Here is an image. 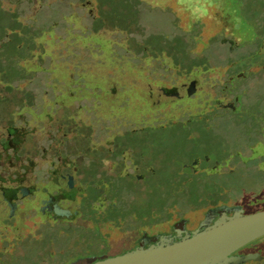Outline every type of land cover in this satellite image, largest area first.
<instances>
[{"label": "rangeland", "instance_id": "374dc122", "mask_svg": "<svg viewBox=\"0 0 264 264\" xmlns=\"http://www.w3.org/2000/svg\"><path fill=\"white\" fill-rule=\"evenodd\" d=\"M0 5L18 16L6 47H27L13 58L21 75L0 81V93L12 97L8 110L19 107L11 122L25 134L18 150L4 152L8 123L0 121V188L22 182L41 189L66 130L106 151L136 129L124 136L133 146L132 154L125 147V156L144 175L138 183L112 180L118 207L91 213L94 221L85 229L45 211L5 220L0 264H85L90 256L92 263L133 249L135 229L156 233L184 222L190 231L216 205L237 204L242 214L264 210V0ZM166 47L181 63L166 56ZM188 88L189 99H175ZM7 213L1 203L0 223Z\"/></svg>", "mask_w": 264, "mask_h": 264}, {"label": "flooded vegetation", "instance_id": "af4514ba", "mask_svg": "<svg viewBox=\"0 0 264 264\" xmlns=\"http://www.w3.org/2000/svg\"><path fill=\"white\" fill-rule=\"evenodd\" d=\"M137 47H143V44L137 43ZM189 86H191V83ZM164 91L165 89H162V92L168 96L170 91ZM186 97L189 99L190 95L175 99L182 100ZM230 107L232 110L235 109L233 104H231ZM11 124L8 123L6 134L3 137L4 143L1 144L4 152L5 150H18V145L22 141H25V134ZM62 128L65 129L69 127L64 124ZM128 132H130V134H128ZM135 132L136 129L120 134L116 138L117 141L113 142L112 146H109L105 151L101 149L99 144H84L83 140L85 141V137L78 131L69 135L66 130L59 136L60 139H58V144L61 145L62 149L59 148L56 150L55 152H57V155L53 154L51 158L48 159L49 161H47L50 166L49 170L45 173L47 178L44 179L41 189L34 190L33 187H24L22 182H19L20 186L18 187L3 185L0 188V204H4L8 210L7 217L3 218L0 224L4 226L5 220L11 221L12 218L17 219V217L22 220V218L27 215L26 213L29 212H33L36 216L38 211H45L49 216L62 219L60 221H65V224L71 222L72 224L78 225L77 227H79V229H85L87 225H91L94 221L92 220L93 217L91 218V213H93L94 216H100L104 215L107 209L118 207V203L114 199L115 191L114 189L111 190L115 184H112L111 181L126 179L130 182L138 183L144 178V175H142L143 173H139L138 166H136L138 162L132 157L130 161V159L127 158L128 156H125V153H127L125 147L130 148L132 154L133 146L125 143L123 140L124 136L136 135ZM80 137H82L83 140ZM29 138H31L30 135L28 136V139ZM66 140H72L75 145L72 144V146H69V142ZM233 168L234 167L228 168L225 166L224 169H228V172H233ZM101 184L103 185L102 187ZM31 198L33 199L28 201L29 206L25 205L24 202ZM237 206L239 205L234 203L228 205L229 208H236ZM216 208L223 209L226 207L216 205L214 210H207L208 213L205 215L204 219L212 215H221L223 214L222 212L231 215V211H221L220 209L216 210ZM91 209L93 211H91ZM95 211L98 213H95ZM45 218L47 219L49 217ZM103 221L104 225H110L113 220L106 218V220ZM173 226L177 229H181L186 227V224L184 222H176L170 225V227ZM192 230L194 229H190V231ZM113 231L116 232L115 230ZM133 233L135 235L132 236L129 244L131 245L135 242L134 248L147 241L142 237L144 234L143 230L135 229ZM243 255L255 256V258L242 262L243 264L247 262L264 264V240L258 239L248 242L231 254V256ZM90 259L91 256L84 257L82 260L85 261V264H88L91 262L89 261Z\"/></svg>", "mask_w": 264, "mask_h": 264}, {"label": "water", "instance_id": "95a60500", "mask_svg": "<svg viewBox=\"0 0 264 264\" xmlns=\"http://www.w3.org/2000/svg\"><path fill=\"white\" fill-rule=\"evenodd\" d=\"M191 92L188 88L185 96ZM174 95L180 97L177 93ZM223 210L233 214L208 216L192 231L173 226L161 232L144 233L145 243L121 255L89 264H239L255 258L231 254L264 235V210L249 214H242L236 208Z\"/></svg>", "mask_w": 264, "mask_h": 264}, {"label": "trees", "instance_id": "16d2710c", "mask_svg": "<svg viewBox=\"0 0 264 264\" xmlns=\"http://www.w3.org/2000/svg\"><path fill=\"white\" fill-rule=\"evenodd\" d=\"M264 15V13H263ZM113 17L111 18H115V15H111ZM18 18L17 13H15L14 11L12 12L10 9H7L6 7H2L0 5V81H5L7 82L8 80H11L13 78L18 77L19 75H21L22 70L21 68L18 66V64L16 63V65L13 62V58L14 56L17 54V56L19 54H23L24 49L27 47H20V44H18V46L16 45V47H6L8 44L6 42H8L7 40H10V37L13 33H15V29L11 28L12 22L14 20L15 22V18ZM118 18V17H116ZM18 21V20H17ZM256 25V24H255ZM21 24L19 22H16V29L20 28ZM11 31V34L7 35V32ZM149 38V37H148ZM145 42V41H144ZM149 40L147 39V41L145 43L148 44ZM19 43V42H18ZM144 43V44H145ZM167 43V42H166ZM256 43V42H255ZM258 45V44H257ZM155 47H159L158 45H155ZM166 54L167 57H173L172 53L170 52V47H166L165 49L162 48ZM161 50L159 51V55H161ZM153 53V52H152ZM27 54V53H26ZM262 55H264V52L261 53ZM156 55L155 59L159 58L161 61L160 56ZM181 56H176L175 53V57H173V59H176V63L179 64L181 63V60L183 57ZM203 61L204 58L202 59ZM261 60V59H260ZM193 61H195V63H198L199 61L197 59H194ZM264 61V60H261ZM13 66L15 67V70L13 68ZM167 69V67H165ZM9 88V86L7 87ZM5 88V90H9ZM5 93H0V100L2 101L1 104L5 103V105H0V121L1 122H7L9 124H11V120L13 118V115L15 113V111L19 108V107H15V109L13 111H9V101H11L12 97H7L8 95H4ZM19 98H17L16 100H18ZM20 101L22 99H19ZM24 104L23 100H22V104L20 105V107ZM6 106V108L4 107ZM8 110V111H7ZM128 181V180H127ZM130 182V181H129ZM135 183V182H134Z\"/></svg>", "mask_w": 264, "mask_h": 264}]
</instances>
